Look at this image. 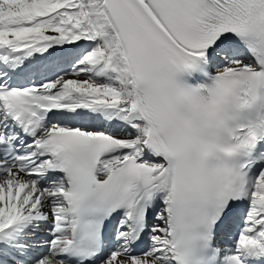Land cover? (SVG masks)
Returning a JSON list of instances; mask_svg holds the SVG:
<instances>
[{"label": "snow or ice", "instance_id": "1", "mask_svg": "<svg viewBox=\"0 0 264 264\" xmlns=\"http://www.w3.org/2000/svg\"><path fill=\"white\" fill-rule=\"evenodd\" d=\"M0 264H264V0H0Z\"/></svg>", "mask_w": 264, "mask_h": 264}]
</instances>
